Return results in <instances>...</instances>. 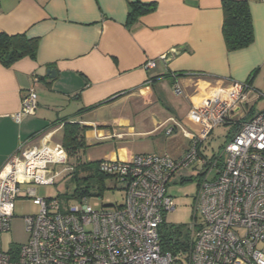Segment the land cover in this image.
Masks as SVG:
<instances>
[{
  "label": "crops",
  "instance_id": "crops-1",
  "mask_svg": "<svg viewBox=\"0 0 264 264\" xmlns=\"http://www.w3.org/2000/svg\"><path fill=\"white\" fill-rule=\"evenodd\" d=\"M138 1L154 6L129 23ZM248 2L255 40L230 51L222 0H0V33L38 39L34 57L0 61V170L24 149L65 148L67 123L86 127L81 163L130 161L143 153L179 157L199 128L203 101L221 85L248 81L255 70L242 120L263 110L254 105L264 93V0ZM151 59L157 66L145 69ZM178 80L184 94L175 91ZM32 87L38 106L18 122L14 115ZM236 125L224 126L228 136ZM178 132L187 143L171 155L167 147Z\"/></svg>",
  "mask_w": 264,
  "mask_h": 264
},
{
  "label": "built area",
  "instance_id": "built-area-1",
  "mask_svg": "<svg viewBox=\"0 0 264 264\" xmlns=\"http://www.w3.org/2000/svg\"><path fill=\"white\" fill-rule=\"evenodd\" d=\"M156 66L154 59L144 65ZM251 88L247 81L216 88L198 108L199 128L179 157L143 153L130 161H99L96 171L124 192L121 204L97 211L86 196L68 207L59 197H34L30 189L38 211L24 217L28 238L15 252L3 248L1 234L10 230L21 185L53 184L75 172L77 163L51 144L10 157L0 170V264H264V109L242 120ZM175 91L181 93L178 86ZM37 106L38 94L29 88L15 119ZM236 124L218 154L203 155L218 126ZM198 163L203 172L185 245L164 250L162 225L175 208L168 184Z\"/></svg>",
  "mask_w": 264,
  "mask_h": 264
},
{
  "label": "rangeland",
  "instance_id": "rangeland-1",
  "mask_svg": "<svg viewBox=\"0 0 264 264\" xmlns=\"http://www.w3.org/2000/svg\"><path fill=\"white\" fill-rule=\"evenodd\" d=\"M258 72V71H257ZM255 76L254 78H256ZM182 78V77H181ZM184 78V77H183ZM190 78V77H187ZM199 79L197 76L192 79ZM254 80V79H253ZM260 86L264 88V80H260ZM183 94L185 92L181 83H177ZM189 90V88H188ZM209 97V96H208ZM183 99V97H181ZM250 95L249 100L250 101ZM255 109L264 108V97L256 99ZM248 103L247 106H249ZM228 127L218 126L212 136L206 141L203 147V155L211 157L213 154H218L228 136ZM176 140L173 144L168 145V151L171 155L179 154L185 144L187 143L186 137L178 132ZM166 145H159L160 151H164ZM76 171L68 173L59 179H56L53 184H23L21 185V193L15 200L14 217L11 221V227L9 231L3 232L1 238L3 241V248L8 249L11 244L24 243L28 238V233L25 229V219L27 215H32L38 211V205L34 203V197H59L62 204L65 206L77 205L81 199L75 197V193L78 189L89 188V194L87 195L88 201L91 206L101 211L104 208L110 209L111 207L121 204L124 201V192L118 188H115L111 184V180L106 178L102 181L97 177V171L94 169H84L78 165H75ZM202 164H196L189 169H182L178 171L170 180L168 184V194L173 198L175 208L166 215V225L164 229L172 227L180 229L182 231V238L185 235L186 228L193 220V203L194 198L198 191L199 176L202 174ZM102 184L104 187H102ZM30 189H35V195L29 194ZM199 221H202L198 217ZM168 227V228H167ZM181 238V239H182Z\"/></svg>",
  "mask_w": 264,
  "mask_h": 264
},
{
  "label": "trees",
  "instance_id": "trees-1",
  "mask_svg": "<svg viewBox=\"0 0 264 264\" xmlns=\"http://www.w3.org/2000/svg\"><path fill=\"white\" fill-rule=\"evenodd\" d=\"M154 3L145 4L141 1L132 3L129 13V23L137 17L148 13ZM224 12L223 36L228 50H238L250 46L255 40L253 18L248 0H222ZM38 39L30 38L26 34L9 35L0 33V61L8 65L11 61L24 56L34 57L36 54ZM157 60V59H154ZM258 70H255L251 78L247 81L251 84ZM174 83V82H173ZM264 94V93H263ZM240 123V121H239ZM237 126V125H236ZM83 127L77 123H67L65 126L64 147L66 148L71 161H75L78 166L92 170L97 163H81V150L85 147V138ZM90 165V166H89ZM95 165V166H94ZM89 166V167H88ZM93 167V168H92ZM97 177L102 181L107 178L97 172ZM102 187L103 184H102ZM89 194V188L78 189L75 197L82 199ZM166 223L162 225L161 243L164 250L177 251L185 245V235L182 236L180 229L168 228L163 230ZM182 238V239H181ZM18 243L11 244V250L14 252L18 248Z\"/></svg>",
  "mask_w": 264,
  "mask_h": 264
},
{
  "label": "water",
  "instance_id": "water-1",
  "mask_svg": "<svg viewBox=\"0 0 264 264\" xmlns=\"http://www.w3.org/2000/svg\"><path fill=\"white\" fill-rule=\"evenodd\" d=\"M47 74L49 76H55V70L54 69H48Z\"/></svg>",
  "mask_w": 264,
  "mask_h": 264
}]
</instances>
